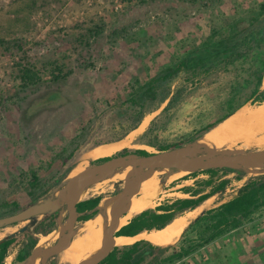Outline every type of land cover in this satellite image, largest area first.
I'll list each match as a JSON object with an SVG mask.
<instances>
[{
    "label": "rangeland",
    "instance_id": "374dc122",
    "mask_svg": "<svg viewBox=\"0 0 264 264\" xmlns=\"http://www.w3.org/2000/svg\"><path fill=\"white\" fill-rule=\"evenodd\" d=\"M262 1L0 0V216L19 211L32 198L56 196L55 187L75 167L97 162L83 158L88 150L128 137L144 119H148L145 127L134 133L130 145L113 154L188 144L207 130L206 134L214 132L241 109L259 106L249 93L256 75H264V10L258 7ZM181 61L184 65L176 74L159 79L165 68ZM25 63L42 80L57 72L63 78L23 92L17 71ZM130 86L136 87L142 117L128 131L136 114L129 107ZM51 91L55 92L48 94ZM230 110H234L231 116L208 128ZM255 141L212 150L262 152L264 143ZM30 171L37 178L34 191L28 184ZM129 171L128 167L115 171L100 189L80 199L111 196L123 186ZM180 173L160 187L155 205L196 197L182 193V188L199 194L209 190L204 184L208 174L201 169ZM263 173L264 169L247 172L245 168L215 172L212 184L226 178L225 188L177 215L191 213L184 231L169 243L172 247L158 257L157 264H264V198L259 194L245 217L225 204L238 187ZM222 203L187 226L201 210L204 214ZM219 212L224 216L221 226L205 241ZM65 215L62 204L54 229ZM41 216L7 225L0 229V238L21 226L32 228ZM74 216L77 232L83 222L78 220L80 214ZM151 231L136 239L165 246L158 241L160 230ZM42 236L37 234L38 242ZM133 241L125 240L123 245ZM180 247H187L189 253L165 259ZM145 249L142 244L139 252ZM14 254L15 249L4 264L15 263ZM149 259L146 255L141 264ZM46 264L69 263L53 254Z\"/></svg>",
    "mask_w": 264,
    "mask_h": 264
},
{
    "label": "trees",
    "instance_id": "16d2710c",
    "mask_svg": "<svg viewBox=\"0 0 264 264\" xmlns=\"http://www.w3.org/2000/svg\"><path fill=\"white\" fill-rule=\"evenodd\" d=\"M258 7L260 10H264V1L258 4ZM96 33H98V31H96ZM182 65H184L183 61L179 62L177 65H175L172 68L170 67L165 68L160 73L159 79L161 80V79L171 78L181 69ZM17 78L19 79L20 88L23 90V92H26L28 88L39 87V85L43 82H51V81L55 82L59 79H62L63 76H60L59 72H57L55 74H52L49 80H42L41 77L38 75L37 70L34 69L33 66L25 63L18 68ZM262 78L263 75L261 72L256 75L254 85L249 93V97L252 98L253 102H257L256 104H260L261 102H264V88L260 89V84H262ZM149 86H147L148 92L150 91L148 89ZM130 87H131V92H130L131 94L129 99L130 102L129 107L133 108V112H135L136 114L134 115L133 122L127 128L128 131L133 128L135 129L140 118L142 117V112L139 110V105L135 101V98L137 96L136 87L134 86H130ZM52 92L55 91H51L48 94H51ZM164 98H162L161 101H163ZM238 107L240 108V106ZM233 111L234 110L227 111L216 122L210 124L208 128L215 127L218 123L225 120L229 115L234 113ZM179 144L182 143H177L173 145H161L159 146L158 150L167 149L169 147L176 146ZM132 151L139 154L147 153L145 150L142 149H136ZM126 152L129 151L124 150L120 153H126ZM66 155L68 156L69 153H67ZM105 158H106L105 156L98 157L95 159V161H101L104 160ZM201 170L208 174V177L204 180L205 186H209V190L207 192L199 194V192L195 190H187V188H182L181 189L182 193L184 192L190 193V195L192 196L196 195V197L175 198L169 203L157 204L152 208L144 209L139 213H137L136 215H133L125 224L120 226V228L117 230V235H119L120 237L136 239L140 234H143V232H150L151 230H160L164 228V226H166L175 216L182 214L184 211L196 208L204 200L214 196L215 193L221 192L225 188V185L228 182V179L226 178H221L218 180V182H216V184H212L213 183L212 177L215 172L219 170L232 171L231 168H217V169L208 168ZM68 172L69 170H66L64 175H66ZM28 184L30 186V190L34 191V188L37 186V178L35 172L33 171H30L29 173ZM259 194H261L262 198H264V173L255 176L254 178L248 180L243 185L238 187L236 194L232 198H230L227 202H225V204L229 205L233 209V211L239 214L241 217H245L248 215L251 207L254 206V201L256 197L259 196ZM100 199L101 198L99 195H95L81 199L78 202H76L75 204L76 211L83 213L78 217V220L86 221L89 218L93 217V215L96 212V210L94 211L93 208L97 207ZM34 201H36V199L32 198L28 204L33 203ZM222 205L224 204L222 203L216 206L215 208H210L205 210L204 214H201L196 218H194L187 226L203 219L205 214L211 213L215 209L220 208ZM57 213L58 211H55L51 214H44L38 219V221L32 228L25 227L23 230L18 229L17 231L14 232V234H7L6 236L1 237L0 264L5 263L6 257L13 249H15V254L13 256V261L15 262L24 259L27 255L29 256L30 251L33 250V248L36 246L38 242L37 234L40 233L43 236H46L50 232L56 229V228L54 229V224ZM219 215H220L219 218H217L215 221L209 224L211 230L208 234H206L204 239L205 241H210L215 235V230H217L218 227L221 226V218L224 216L222 212L221 213L219 212ZM142 244L146 245V249L139 252L140 246ZM171 247H172L171 244L165 246H157L150 243L147 240L136 239L132 243L128 245H123L120 248L114 246L113 249L97 264H141L146 255L150 256L148 264H157L158 257L162 253L169 250ZM153 251H155L156 253L154 254ZM136 253H137V257L135 258L134 255ZM188 253H189V249L187 247L185 248L180 247L177 252H172L168 254L165 257V259L166 260H172L174 258L179 259L187 255Z\"/></svg>",
    "mask_w": 264,
    "mask_h": 264
},
{
    "label": "water",
    "instance_id": "95a60500",
    "mask_svg": "<svg viewBox=\"0 0 264 264\" xmlns=\"http://www.w3.org/2000/svg\"><path fill=\"white\" fill-rule=\"evenodd\" d=\"M146 152V154H139L133 151H129L116 155L113 154L105 156L106 158L104 160L88 164L87 166L73 172L66 178L64 182L59 183L55 187V189H65L67 187H70L69 184H71L70 201H61V197L58 194H56V196H54L53 198H46L42 201H35L24 206L17 212L0 216V228H3L9 224H14L29 219L36 215L51 214L55 211L59 212L61 210V205L64 204L66 215L63 219V223L66 225L67 235L59 236L47 246L46 253L39 262V264H46L48 258L54 254L56 247H59L61 249L65 247V245L71 241V238L75 234L76 224L74 215L75 213H78L80 215L83 214L82 212H77L75 206L76 202L81 200L80 192L82 188L94 183L101 174L124 169L125 167L134 164L136 165L135 168L137 174H128V176H126L124 180L123 186L114 194L109 196L110 199L107 209V215L109 218L107 228L109 229V232L102 242L100 251L86 253L77 262L74 263L97 264L113 249L114 246L117 245L116 242L120 237L119 235H117V230L123 224H120L118 219L119 205L122 202L129 200L132 196L139 194L141 189L145 186L146 181L157 168L171 169L170 174L165 176V178L163 179L164 181H169L171 176L177 175L185 169H246L247 165L252 164H255L259 167H264L263 151L260 153H255L254 151L244 149L240 152H226L220 149L219 151L210 152L203 146L193 147L190 145V143H188L179 144L167 149ZM94 209L95 207L93 208V210ZM202 213L203 211L200 212L199 215H201ZM25 227L26 226H21L19 230H23ZM9 234H14V232H11Z\"/></svg>",
    "mask_w": 264,
    "mask_h": 264
},
{
    "label": "bare ground",
    "instance_id": "6f19581e",
    "mask_svg": "<svg viewBox=\"0 0 264 264\" xmlns=\"http://www.w3.org/2000/svg\"><path fill=\"white\" fill-rule=\"evenodd\" d=\"M262 85H264V75L262 78ZM147 121L148 119H144L137 130L133 131L128 137L122 140L113 141L109 143H102L91 148L90 150L87 151V153H85V155L83 154L84 155L83 158L93 159L103 156H109L112 155L117 150H119L120 148L130 145L131 142L130 140H132V136L134 135V133H139L140 131H142ZM206 132H204L200 137L192 141L190 145L193 147L203 146L210 152H214L215 150L212 149H216V147L222 145L231 146L237 143L244 144L254 140L256 141L258 140L260 141V143H264V102H261L259 106L252 109L251 108L249 109L245 108L244 110L241 109L240 112L233 115L230 120H228L224 125L220 126L214 132L208 134H206ZM221 150L226 152L236 151V150H231L229 148H223V149L221 148ZM254 152L260 153V151H254ZM135 166L136 165L134 164L127 166L128 168H130L129 174L130 173L137 174ZM81 168L83 167L78 166L75 167V169L74 168L73 169L74 171H77ZM257 169H264V167H259L255 164L247 165L246 167L247 172ZM115 171H119V170H115ZM115 171L106 174H101L94 183L82 188L80 192V196L82 197L90 191H96L100 189L102 183L109 180L107 179L108 176L110 177V175H112ZM170 172L171 169L169 168H157L153 172V174L149 177V179L146 181L145 186L141 189L139 194L132 196L129 200L122 202L119 205L118 219L120 224H125L133 215H136L140 211L155 206V201L156 199H158L157 198L159 193L158 190L162 185L165 184V181L163 179L165 178V176L170 174ZM173 176H171V178ZM69 186L71 187V184H69ZM70 187H67L65 189L57 188L56 193L61 197V201L68 202L71 200ZM109 199H110L109 196H103L100 199L97 207L95 208L97 209L98 213L93 215V217L89 218L88 220L84 222L82 221L83 223L80 224L79 228L77 229V232L75 228V234L71 238V241L65 245V247H63L62 249L56 247L54 251V255H56L60 261L69 264H74L84 254L100 251L102 242L109 232V229L107 228V224L109 222V218L107 215ZM207 203L209 204V202ZM190 214L191 213H186V215H180L174 217L166 226H164V228L160 229V235L158 236V241L165 245L171 243L172 240L175 237H177L181 232L182 227L186 223L187 218L190 217ZM55 231H56L55 234L42 236L39 242L31 251L30 255L25 260L17 261L13 264H23L24 262H25L24 264H39L41 258L46 253L47 247L44 248L46 242L50 240H54L59 236L67 235L66 225L62 222H59L57 229ZM152 232L153 231H151V233ZM125 240H126L125 238H118L116 244L121 246L124 244Z\"/></svg>",
    "mask_w": 264,
    "mask_h": 264
},
{
    "label": "crops",
    "instance_id": "0c3cea01",
    "mask_svg": "<svg viewBox=\"0 0 264 264\" xmlns=\"http://www.w3.org/2000/svg\"><path fill=\"white\" fill-rule=\"evenodd\" d=\"M119 238H125V237H119ZM126 240H132L131 238H125Z\"/></svg>",
    "mask_w": 264,
    "mask_h": 264
},
{
    "label": "flooded vegetation",
    "instance_id": "af4514ba",
    "mask_svg": "<svg viewBox=\"0 0 264 264\" xmlns=\"http://www.w3.org/2000/svg\"><path fill=\"white\" fill-rule=\"evenodd\" d=\"M118 154H121V153H118ZM116 155V154H115Z\"/></svg>",
    "mask_w": 264,
    "mask_h": 264
}]
</instances>
